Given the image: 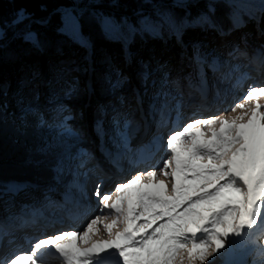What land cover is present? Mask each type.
Listing matches in <instances>:
<instances>
[{
    "label": "trees",
    "instance_id": "obj_1",
    "mask_svg": "<svg viewBox=\"0 0 264 264\" xmlns=\"http://www.w3.org/2000/svg\"><path fill=\"white\" fill-rule=\"evenodd\" d=\"M80 1L0 0V233L9 227V223L3 221L4 216L16 215L15 219L21 208L26 212L36 210L38 191L27 184L48 183L59 175L60 169L65 167L59 155L69 149L65 146L67 143L82 148L83 135L77 130L72 110L63 102L70 97L84 98L87 95L88 80L85 82L87 88L81 89L74 80L88 72L87 62L82 61L84 55H88V49H91L95 66L102 69H95L90 82L92 87L95 85L100 99L106 102L114 94L115 87L131 82L121 67L114 64L113 58L121 53L123 47L103 30V17H110L120 24L122 33L132 46L133 73L145 94L143 98L147 107H161V101H164L160 112L168 104L170 110L175 111L178 98L174 97L182 95V90L194 89L198 84L207 86L208 79L214 80L215 74L209 70V62L227 60L233 52L244 50L239 40L241 36L252 52L264 56V42H260L250 31L254 20L264 24V10L244 4L241 0ZM64 8L73 9L81 34L89 41L90 47L84 44V48L80 44V37L75 28L71 29L68 12ZM161 13H167L174 22V28L182 30L183 42L194 43L196 58L180 48L177 55L185 57V68L190 71L186 79L194 75L197 83L186 79L182 82L180 76L173 82L174 76H169L173 67L170 64L159 65L156 69L163 87L160 89L157 86V92L147 95L146 83L155 72L148 66V56L151 47L161 48L162 44L170 47L167 25L158 34L137 32L131 38L127 25L139 28L142 19L147 17L158 21ZM206 24L213 37L221 35L227 40L214 45L213 37H206L209 33H204ZM191 27L201 28L202 32L196 34ZM31 32L36 35V41L26 38L25 35ZM77 61L83 63L82 73L71 76L72 79L64 78V71ZM241 75L237 73L236 77ZM42 77L48 78L50 83L44 101L48 106L54 102L59 104L57 111H51L50 115L45 109L38 108L41 90L37 81ZM218 81L221 83L220 79ZM168 93H172L171 97ZM216 95L219 93L216 92ZM108 106L100 102L92 110L96 134L109 144L108 150L113 152L112 160L121 152L123 163H136L142 154L139 155L141 149L134 150L128 146L124 133L129 119L121 114L112 115ZM16 116L19 117L17 120ZM105 124L110 126V131L102 130ZM82 152L87 154V149ZM62 205L63 202L55 199L53 208H49L47 213L53 217L54 212L59 210L63 214ZM233 243L242 247L239 248L241 252L252 249L248 264H264V231L252 237L238 234Z\"/></svg>",
    "mask_w": 264,
    "mask_h": 264
},
{
    "label": "snow or ice",
    "instance_id": "obj_2",
    "mask_svg": "<svg viewBox=\"0 0 264 264\" xmlns=\"http://www.w3.org/2000/svg\"><path fill=\"white\" fill-rule=\"evenodd\" d=\"M139 23V28L127 25L129 38L174 27L167 13L158 21L145 17ZM262 98L264 87H251L232 109L241 110L238 114L196 119L168 138L172 155L164 169L171 167L174 195L165 194L163 180L152 179L155 171L147 172L148 183L138 174L116 187L114 199L101 197L103 206L114 210L110 222L97 216L82 232L39 239L31 251L16 254L8 264H39L37 254L46 248H54L64 264H96L109 254L120 264H184L185 258L188 264H202L224 246L221 237L255 226L264 216ZM204 126L210 135L202 131ZM98 223L106 238L98 235ZM208 233L211 243L204 240Z\"/></svg>",
    "mask_w": 264,
    "mask_h": 264
},
{
    "label": "rangeland",
    "instance_id": "obj_3",
    "mask_svg": "<svg viewBox=\"0 0 264 264\" xmlns=\"http://www.w3.org/2000/svg\"><path fill=\"white\" fill-rule=\"evenodd\" d=\"M75 1L82 2L80 0ZM241 1L244 4H249L252 7L264 10V0ZM64 11L68 12L69 24L71 26V29H76V26H78V17L73 13V9L64 8ZM254 21L255 24L251 26L250 31L256 34V36L258 37L257 39L260 42H264V24L259 20ZM109 23L112 25L111 30H109L107 26ZM101 26L106 33H108L113 39H116L123 47L121 53L115 55L113 60L114 64L120 66L121 69L126 73V76L130 78V84L128 82H125L123 87H115L114 94H112L108 98V100H106V102H104L105 100L100 99L97 90H95V85H93L92 87L90 82L91 76L94 73L95 69H98V71H101L102 69L95 66L92 58L93 54L90 51L91 49H88V55H84L82 60L84 62H87L85 63V66H87L88 72L82 78L74 80V83L79 86V89H81L82 87L87 88L85 82L88 80L89 89H87V95L84 98L70 97L63 102L72 110L73 116L76 120L75 125H77V130L83 135L84 143L81 144L82 146L80 145L82 148H80L79 146L73 147L72 145L67 143L65 146L69 149L65 150L59 155L61 163L65 164V167L60 169L59 175L48 183L45 182L27 184L28 186L38 191L36 206H34L36 210L32 212H26L25 210L22 211L21 208V211L19 210L18 215L15 219L14 217L16 215H8L4 216L3 221L8 223L13 222V225H19L21 224L20 222L24 221L25 219L32 220L28 219V214H30L32 218L36 217L37 221H39V215H48L47 211H49V208H53L55 199L61 201L60 199L63 200L65 196L69 195H62L60 193V189H63L69 193L70 190L73 189L71 183L74 184V178L71 175L80 172L82 174L83 172H85L83 171V169L78 168L81 166L80 163L82 160V151L86 149L87 151H91L93 153L94 157L96 158L95 160L100 165H102L105 172H109L108 174H111L113 169L115 170V172H119V174L117 175L118 177L112 175L115 178L110 180L102 189L99 190V192H101V195L98 200L91 199L90 192L85 194V199L88 203H91V207L89 209L91 210L92 206L94 205L97 211H89L87 207L88 212L86 214L84 212L86 209L84 208L85 204L80 205L75 212V216L77 217L76 225L74 224L69 230L58 231V229L60 228L59 227L58 229H51L46 232L44 231V233L42 234H38L37 239H32L30 241V246H28V249H26L24 252L31 251L32 246L36 241L46 238L47 236L56 235L63 231L82 232L86 229L87 224L97 216L108 217V220L104 222H110L111 217L114 215V210L105 208L101 203V197L103 195H110L113 196L114 199L116 187L121 183H127L138 174H142V183H148L150 178L147 176V172L155 171L157 175L152 179L163 180L165 182V194L174 195L175 193L172 189V184L175 182V180L171 176V167L164 169L165 162L172 155L171 151L167 147L168 138L174 132L182 131L184 126L196 119L203 120L211 117L228 116L230 113L231 115L238 114V112L241 110H237V113H233L232 109L236 104L243 102L244 97L247 95V91L251 87H264V56L252 52V50H250V46H248V44L244 42L243 37L241 36L239 40L241 41V45H244V50L242 49L233 52V54L229 56L227 60L222 59L216 61V63L209 62V64H211L209 70L211 72H214L215 79H208L207 86L198 84V86H196L194 89L188 88L186 91L182 90V95L174 97V99L178 98L175 111H171L169 107L170 104H168L166 105L165 109H167L168 112H171V115L168 116V114L164 113L165 116L162 117L159 113V108L163 107V104H165L164 101H161V107L158 105L149 107V109L147 107V102L143 98L145 94L139 88V85L133 73V65L131 62L132 46L130 45L129 39L122 33L120 24L115 22L110 17H103L101 19ZM204 30V33L207 34H210L211 32L208 29V24H206ZM191 31H195L196 34H199L202 32V29H195L194 27H191ZM167 32L170 47L164 44L161 45V48L157 46L154 48L151 47V53L148 56V66L150 69L154 68L155 72H152L151 80H148L146 83L145 90L147 95L153 94V92H157L156 90L158 89V87L160 89L163 87L160 84L161 78L160 75H158L156 69L159 65L167 66L170 64L171 67H173L172 72L169 73L170 77L174 76L173 82L176 80V77L179 76L181 77V80L183 82V80H185L187 77L186 75L190 73V71H187V69L185 68V57L183 55L178 56L177 50L178 48H180L185 53H189L192 55V57H194L193 52L196 48L194 43L183 42L184 33H182V30L178 31L174 27L167 26ZM209 34L206 37L212 38V34ZM25 36L28 37L27 39L29 40L36 41V35L32 32L26 34ZM83 39L85 40H82V38L78 39L80 41V44L83 47L84 44H86V46H89V41L85 37H83ZM226 40L227 39L224 36H215L213 37V44L218 46ZM195 53V55L198 56L197 51ZM247 63H251V65H253L257 70H250V72H248L249 67L247 68ZM82 68L83 63H79L77 61L75 65H72L71 68H68L64 71L63 76L66 79H72L71 76H79L82 73ZM175 69H177L176 73ZM237 73H240L242 75L240 77H236ZM205 75H207V73ZM208 76L209 75H207V77ZM218 79L221 80V83H219ZM192 80L197 83L194 75L191 78H188V80L186 79V81L188 82H191ZM37 82L40 85L41 90L39 101L40 107L38 108H40V110L45 109L47 115H50L51 111H57V105L59 104L55 105L54 102L51 106H48V104L44 101L45 94L47 93L48 87L50 86L48 78L42 77V79H38ZM178 84L179 86L181 85V83ZM216 92L219 93L218 96L216 95ZM171 95L172 93H168V97H171ZM100 102L107 103V106L109 105L107 109L110 110V113L112 115L121 114L120 116L123 115V117L129 119L124 133L128 138V146L132 147L134 150L141 149L139 155L142 154L141 156H145V159L142 160L141 158H139L140 161H137L133 164L123 163L122 159H120L122 156V153L120 152L119 155L113 158L114 160H112L113 152L108 150L109 144L107 143V141L97 136V130L94 129L93 126L92 110L97 105H99ZM157 102L158 101H156L155 104ZM259 102L264 105V98H262ZM206 103H208V106L205 108ZM54 106L56 107L54 108ZM252 106H254V103ZM18 118L19 117L16 116V120ZM153 126L156 129L159 128L160 130H162L160 134L161 136H157L155 133L156 131L158 132V129L153 132L152 135L148 138L150 133L153 131ZM214 126L218 128L219 124L217 123ZM102 130L104 132H108L110 131V126L108 124H105ZM202 131L205 132L206 136L210 135L207 130V126H204L202 128ZM77 151H79L80 154L79 152L76 153ZM93 155L91 157H93ZM81 177H79V179ZM71 200L72 198H70V201ZM81 207H83L82 211H80ZM25 209H27V207ZM55 213H59V216L57 218L61 217L59 210H56ZM18 217L19 219H17ZM50 220H52V218ZM97 228L99 229L98 235H102L106 238L107 232L104 229L103 224L98 223ZM261 231H264V216H262L260 221L255 226H245L242 229L229 233L227 236L221 237L224 241V246L217 252L213 253V255H211L206 261L202 262V264H248L249 257L252 254V249L241 252V249L239 248L242 247H237L233 242L238 238V234L243 233L244 236L248 237L249 235H251L252 237L259 235ZM211 235V233L205 235L204 240L208 243H211ZM47 251H52V254L54 252L53 255L56 257V260L51 262L49 261V257H45L48 261L43 260L44 256L49 255L47 254ZM37 255L39 264H64L63 259L61 258V256L57 255V253H55L54 248H46L40 251ZM11 258V256L6 257L0 264H8V261ZM96 264H120V262L119 258L115 254H109L107 256L101 257L100 260L96 262ZM184 264H188L186 258L184 260ZM196 264H201V262L197 261Z\"/></svg>",
    "mask_w": 264,
    "mask_h": 264
},
{
    "label": "bare ground",
    "instance_id": "obj_4",
    "mask_svg": "<svg viewBox=\"0 0 264 264\" xmlns=\"http://www.w3.org/2000/svg\"><path fill=\"white\" fill-rule=\"evenodd\" d=\"M78 23V26H76V29H75V31L77 32V34L80 36V39L82 38V40H85V39H83V34H81V31H80V23H79V21L77 22ZM89 47H90V44H89ZM246 66H247V68L249 69V71L248 72H250V70L251 71H255V70H257V69H255V67L253 66V65H251V63L250 64H246ZM208 106V103H206V105H205V108ZM159 129V128H158ZM158 129H156V128H154V126L152 127V132L150 133V135L148 136V138L152 135V133L153 132H155L156 130H158ZM161 130L159 129L158 130V132L156 131L155 133H156V135L158 136V135H160L161 134ZM161 136V135H160ZM89 153H88V156H89V158L91 159V161H92V164L91 163H87L86 161H84V156H82V160H81V166L78 168V169H83V171H85V172H83L82 174H81V172L80 173H76V174H72L71 176L74 178L73 180V182H74V184L73 183H71L72 184V186H73V189H71L70 190V193L68 192H64V190L63 189H60V193L63 195V194H69L68 196H65L64 197V199L62 200V199H60L61 200V202H63V205H62V209H63V213H64V218L63 219H61V220H57V221H52V220H50L51 219V215L49 214V213H47L48 215H43V214H41V215H39L38 216V218H39V221H40V223H41V225H42V227L41 228H38L37 230H29L28 231V233L27 232H23V234H21L22 235V241H21V243H23L24 245L28 242V240L30 239V238H32V236H34L35 234H36V232L35 231H45V230H51V229H53V228H55L56 226H57V223L59 224V223H62L65 219H68L69 220V223L67 224L68 225V230L69 229H71L72 228V226L74 225V221H73V219H72V214H71V216H69V214L70 213H72V212H75L76 210V208H78L80 205H84V204H87V205H89V203L84 199V195L86 194V192H87V187L89 186V184L91 183V181L93 180V178H94V173H93V167H95V168H98V169H100V170H102V171H105L104 169H103V167H102V165H100L95 159V157H94V155H93V153L91 152V151H88ZM93 155V157H91ZM96 166H98V167H96ZM100 167V168H99ZM85 168V169H84ZM107 173V172H106ZM109 173V172H108ZM119 174V172L117 171V172H115V170H113L112 169V173L111 174H109L110 176L109 177H106V178H109L108 179V181H107V179L105 180V183H107V182H109L111 179H114L115 177H113L112 175H115L116 177H118L117 175ZM83 176V177H81V176ZM70 177V176H69ZM79 177H81L80 179H79ZM97 181V180H96ZM104 183V184H105ZM103 184V185H104ZM95 184H93V186H94ZM59 193V194H60ZM70 198H72V200L70 201ZM69 200V201H68ZM90 211H97V209L95 208V206L93 205L92 206V208H91V210ZM91 213H93V212H91ZM49 216V217H48ZM91 216V215H90ZM92 217V216H91ZM50 218V219H49ZM15 235H13L12 237H14ZM28 245V244H27ZM27 245L25 246V247H27ZM24 247V248H25ZM47 254H49L48 256H44L43 258V260H46V261H48L45 257H49V261H51V262H53L54 260H56V258H55V256L52 254V251L51 252H48L47 251ZM16 255V254H15ZM52 259V260H51Z\"/></svg>",
    "mask_w": 264,
    "mask_h": 264
}]
</instances>
